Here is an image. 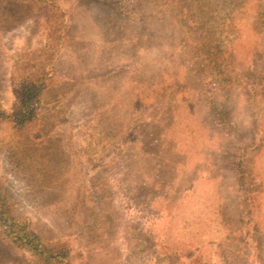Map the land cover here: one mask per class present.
<instances>
[{"label": "rangeland", "instance_id": "rangeland-1", "mask_svg": "<svg viewBox=\"0 0 264 264\" xmlns=\"http://www.w3.org/2000/svg\"><path fill=\"white\" fill-rule=\"evenodd\" d=\"M97 1L60 3L67 12L74 5L83 8L67 19L66 40L70 43L58 57L56 70L78 76L84 86L78 85L76 90L85 95L75 97L66 84L54 86L43 98L40 140L0 127V184L12 192L20 212L31 217L39 231L69 240L74 264H174L163 261L159 251H148L133 225L112 232L106 217L105 223L97 221L98 228L88 233L90 202H80L81 194L72 191L77 167L91 171L108 161V132L120 138L129 125H140L132 168L149 184L144 191L149 199L141 208L159 214L163 221L159 237L165 244L195 250L204 264H238L239 257L245 264H264V215L250 226L255 232L250 246L249 239L244 240L248 231L241 219L243 204L229 165L232 153L204 102L211 88L207 91L199 79L200 71L186 54L190 44H197L196 39L165 24L170 21L171 0H106L115 7ZM2 14L0 102L10 110L15 98L8 59L18 51L42 46L46 34L38 21L14 26L13 18L5 11ZM243 18L239 31L236 25L221 27H226V47L243 71L250 65L259 72L264 42L247 27L248 17ZM124 68L127 70L118 71ZM247 89L232 84L230 94H224L232 122L249 143L253 137ZM94 93L101 97L95 100V128L86 130L88 136L84 137L86 102ZM258 102L260 112L264 103ZM70 120L75 125L73 141L67 134ZM80 147L86 153L80 154ZM254 167L264 187V146ZM137 174L132 183L135 193ZM76 209L82 220L74 219ZM155 234L151 230L152 239ZM0 264H25V258L0 245Z\"/></svg>", "mask_w": 264, "mask_h": 264}, {"label": "trees", "instance_id": "trees-1", "mask_svg": "<svg viewBox=\"0 0 264 264\" xmlns=\"http://www.w3.org/2000/svg\"><path fill=\"white\" fill-rule=\"evenodd\" d=\"M86 1L90 3L91 0ZM98 1L115 7L110 1ZM60 3L61 0H0V10H3L0 12V17L3 16L2 12H7L13 18L14 26L33 19L35 22L38 21L46 34V42L42 46L29 47L10 55L7 63L11 71L10 85L15 103L13 108L8 110L0 102V127H10L33 140L42 138L44 96L56 85L66 84L69 90L72 88L76 90L78 85L84 86L78 76L65 74L63 71L59 73L56 70L58 57L63 48L70 43V40H66L67 19L69 16L75 17L83 8L74 5L67 12L62 9ZM76 3L81 5V0H76ZM169 6L172 7V11L169 12L170 21L167 20L169 23H165L167 27H178L180 32L196 39L197 44H190L186 54L189 61L193 62L200 71L199 79L207 91H209L208 87L211 88L204 102L216 119L219 131L225 135L224 144L227 151L232 153L229 165L236 176L238 200L243 204L242 224L246 228L245 231H248L244 240L249 239L248 244L250 243L251 246L254 244L255 232L252 233L250 226L256 217L260 219L264 215L263 181L254 167L256 155L264 146L262 111L264 110V63L259 72L250 65L244 71L238 67L226 47L228 40L224 37L226 27H221L236 25L239 31V27L242 28L240 25L244 21L243 17L247 16L249 19L247 27H250L255 36L264 42V0H171ZM238 16L241 20L237 18ZM5 27L8 28L9 25ZM75 57L77 58V54ZM78 61L79 58L76 59V62ZM124 70L127 68L118 71ZM232 84L238 87L246 85L248 88L245 94L250 110L253 137L249 143L239 127L232 122L231 107L227 104L229 100L224 94V92L230 94L228 89ZM73 89L70 93L75 97L85 95ZM98 98L101 97L94 93L92 99L86 102L88 114L85 116L87 121L83 126L84 137L88 136L86 130L95 128L93 116L97 114L94 110H97L95 100ZM259 100L263 104L260 112L257 110ZM73 123V120L67 122L71 127L69 132L67 130L70 141H73L74 136ZM139 126L129 125L120 138L116 136L117 134L108 132L111 139L106 148L109 149L110 155L108 161L99 168L89 171L85 166L77 167L78 178L72 191L77 192V195L81 194L80 202L83 200L90 202L91 220L87 232L97 229L98 222L105 223L103 221L108 217L110 220L106 225L110 231L114 232L115 228L121 229L122 225L125 228L127 225L129 228L133 225L137 238L141 240L144 238L143 243L148 246V251L152 250L155 254L159 251L158 256H161L163 261L172 260L174 264H204L202 256H198L195 250L185 251L174 244L169 246L159 237L163 221L159 214L141 208L149 199L144 192L149 184L139 178L142 176H138L136 172L139 179L136 184L137 192L132 189L133 180L136 179L132 168L134 138ZM79 150L80 154L87 151L84 147H80ZM73 215L76 216L74 218L76 220L83 219L77 209ZM66 222L69 225V222ZM151 230L156 233L153 239L150 235ZM110 233L108 235L111 237ZM65 238L49 237L39 231L32 218L20 212L12 192L0 184V245L2 247L23 255L25 264H74L71 243ZM115 239L118 237L114 236ZM243 259L239 257L235 263L245 264Z\"/></svg>", "mask_w": 264, "mask_h": 264}]
</instances>
